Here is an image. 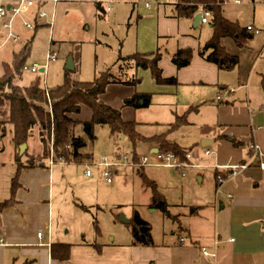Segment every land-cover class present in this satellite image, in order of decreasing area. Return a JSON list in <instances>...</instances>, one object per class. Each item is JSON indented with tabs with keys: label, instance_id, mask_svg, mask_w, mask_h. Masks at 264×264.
<instances>
[{
	"label": "crops",
	"instance_id": "0c3cea01",
	"mask_svg": "<svg viewBox=\"0 0 264 264\" xmlns=\"http://www.w3.org/2000/svg\"><path fill=\"white\" fill-rule=\"evenodd\" d=\"M169 3L173 6V11H168L159 3L149 17L138 16L137 52L153 53L158 49L159 44L167 51L169 44L175 39L176 50L184 48L194 50L192 63L188 67L178 69L171 62L170 56L163 57L160 67L164 76L176 77L179 85L159 89V85L155 82L156 85L152 89L144 91L141 89L134 94H124L120 96V101L124 104L126 99L136 93L161 91L169 95L178 93L181 97L198 103L204 99L199 98L201 92L216 90V97L207 101L208 106L212 108L213 122L209 125H201L199 140L190 147L191 158L188 162L202 166L246 163L248 169L235 177L225 179L218 185L217 172L213 168L193 167L183 170L171 168L181 171L184 177L187 176L185 171L189 169L213 170L214 191L207 193L194 204L185 206L183 214L172 215L174 223L176 222L184 231L183 234L172 229L163 232L161 238L157 240L152 230L154 244L145 246L134 244L133 237L125 235L124 232L122 234L112 231L107 238H104L101 229L102 233L99 235L94 228L91 209L87 211L82 207H91L93 210V207L98 206L99 200L68 196L64 181L58 177L56 181L55 168L39 161V153L35 152L37 164L21 172L20 188L15 195L16 204L0 210V244H2L0 264H264V169H261L256 162V152L252 148L256 144L264 151V112L262 111L264 104L258 109H253L249 84L245 100L236 98L228 90L226 82L229 77L222 75L215 64L207 62L199 55L202 45L189 37L190 29L185 19L173 16L174 0ZM143 8H151V4H146ZM203 25L209 24L200 23L195 27L194 21V28ZM166 38L169 40L165 41ZM225 39L222 43L226 47L228 43H225ZM248 45L245 48H250ZM231 54L237 55L235 52ZM115 69L118 73L112 71L114 75L126 74L129 78L130 72L134 69L138 72L140 68L119 69L115 66ZM145 71L151 76L149 70ZM263 79L264 73H261L255 80L259 83V81L263 82ZM250 82L249 79L247 83ZM114 85L127 84L118 83L109 86ZM188 88H197L194 96L190 95ZM105 93L101 95V99L110 105L104 99ZM227 94L233 98H228ZM123 104L120 108L122 110L125 108ZM187 111H191L189 125H194L191 115L196 110L194 106H189L181 112L177 109L173 111L169 128L175 122L177 115ZM76 117L79 119L78 114ZM2 140H6V145L0 147V203L11 198V183L18 169L15 163L16 149L12 143L11 127L8 128L7 135L0 139L1 146ZM167 140L187 148L176 141ZM203 140H210L213 143L202 147ZM234 140L239 142L238 145H234ZM8 146H10L9 150ZM157 149V145L153 143L152 152L156 153ZM28 150L31 154L30 141L27 144ZM207 150L213 154L207 156ZM7 151L10 158L5 159ZM27 158V155L22 156V162ZM198 175L201 176L200 180L204 181V177ZM62 179L65 180V176ZM192 209H195L194 213ZM41 231L45 233L43 238L38 237ZM55 244L70 245L69 259L60 260L52 257V246ZM204 249L211 255H203Z\"/></svg>",
	"mask_w": 264,
	"mask_h": 264
},
{
	"label": "rangeland",
	"instance_id": "374dc122",
	"mask_svg": "<svg viewBox=\"0 0 264 264\" xmlns=\"http://www.w3.org/2000/svg\"><path fill=\"white\" fill-rule=\"evenodd\" d=\"M35 1L36 5L30 11L22 12L12 20L11 32L20 37L19 41L7 39L9 30L4 27V24L10 23L12 15L9 13L7 17L0 20V76L4 72V63L12 62L14 53L31 42V52L26 62L22 85H28L40 76L41 85L48 91L64 83L65 71L70 59L74 65L71 75L80 81H91L112 68L120 56L126 57L137 52L138 16L149 17L156 4L160 3L159 0H59L54 10L53 0ZM14 2L15 0H0V6L7 8ZM146 4H151V8H143ZM160 4L168 11H173L170 3L161 2ZM223 15L233 22H238L241 27L253 25L262 31L260 35L251 36L248 40L250 48H238L233 39H225V43H228L227 49L231 53L235 52L241 61L236 69L221 71L222 75L229 77L226 85L236 98L245 100L248 84L250 85L253 109H258L264 104L262 81L258 83L255 80L264 73V0H225ZM185 21L189 25V37L201 45L212 37L213 31L209 25L194 28V21L187 19ZM27 24H30L32 28H28ZM176 45L177 40L174 39L163 57L171 58L177 48ZM49 47L57 59L49 62L45 73H32L30 68L35 63L43 68L42 63L47 60ZM138 70L136 72L134 69L129 73V78L141 80V83L136 86L107 87L104 99L110 105L121 108L123 103L120 101V96L134 94L141 89V91L150 90L156 85L148 71ZM112 71L115 72L117 69L114 67ZM249 79L251 82L247 83ZM161 87L167 86L159 85V89ZM195 89L197 88H188L191 96L195 95ZM149 93L152 94L151 107L137 110L125 107L122 110L123 119L135 121L137 131L143 137L166 135L167 139L176 141L189 149L198 142L201 125H209L213 122L212 108L208 106L207 101L216 97V90L201 92L199 98L204 99L198 103L192 102L189 98H183L178 93L175 95L161 91H149ZM227 97L233 98L230 94H227ZM49 106L51 109V105ZM189 106H194L198 111L191 115L194 125L168 133V124L173 118V111L177 109L181 112ZM91 113L89 107L83 106L78 117L87 121L91 118ZM71 117L78 119L76 114ZM35 132L39 135L38 129ZM36 133H33L29 139L31 154L29 150L25 151L28 160H37L35 152H38L39 156L43 153L42 143ZM75 133L87 142L82 153L90 155V158L82 163L56 162L53 165L56 181L57 177L64 181L68 196L99 200L98 206L93 207V210L91 207L89 209L99 226V235L102 229L104 238H107L112 231L122 232V234L124 232L125 235L132 237V224L123 223L120 218L125 215L131 220L134 208L139 210L142 218L151 224L153 235L157 240L161 238L163 232H169L172 229L180 234L184 233L179 225L174 223L173 216L167 217L161 211L151 208L152 192L144 184V177L156 182L158 191L170 205L172 215L183 214L185 206L194 204L207 193L214 191L213 170L189 169L185 171L187 176L184 177L177 169L158 166L157 164L161 163L160 157L158 153L152 152L153 143L150 141H137L135 144L128 136L121 138L120 135H113L110 127L106 125L96 126L95 140L87 137L82 125L77 126ZM2 141L3 144L2 146L0 144V147L6 145V140ZM9 148L10 146L7 147L8 150ZM159 152L164 153V151ZM124 154H129L131 157L130 164L108 168V171L112 173L113 182L107 183L103 177L105 169L100 166V163L104 157L116 161L118 156ZM5 157V159L10 158L9 151ZM135 158L142 161L146 158L145 167H136L135 163L138 160ZM43 162L49 166V158ZM87 171L91 172L90 177ZM198 174L204 177V181L200 180L201 176ZM64 176L65 180L62 179Z\"/></svg>",
	"mask_w": 264,
	"mask_h": 264
},
{
	"label": "trees",
	"instance_id": "16d2710c",
	"mask_svg": "<svg viewBox=\"0 0 264 264\" xmlns=\"http://www.w3.org/2000/svg\"><path fill=\"white\" fill-rule=\"evenodd\" d=\"M174 1H176L174 2L173 15L175 18L194 20L198 13L204 11L210 13L209 25L213 34L200 47L199 55L207 62L215 64L221 71L236 69L240 65V58L231 54L222 41L225 38H232L238 47L245 48L252 35L246 27H241L238 22H233L223 15L225 0ZM168 40L165 39V41ZM165 51L166 48L159 44L158 49L153 53L136 52L126 57L120 56L112 68L91 81L77 80L71 75L72 71L66 69L64 83L52 91H48L41 85L40 76L28 85H22L26 62L31 52V42L15 52L12 62L4 63V72L0 76V139L7 135L8 128L11 127L12 143L18 149L15 155V163L18 169L11 183V198L0 203V210L16 204L15 195L20 188L19 178L22 170L37 164L34 159H27V161L22 162V156L26 154H20V147L28 144L36 129L39 130V138L43 146V153L39 156V161H44L50 157L51 141L53 142L51 146H53L56 162L61 160L66 163H82L85 159L90 158V155L82 153L87 142L82 136L75 133L78 125L83 126V130L90 140L96 139V126L106 125L110 127L113 135L128 136L135 144L137 141H150L157 145L159 151L173 153L181 161H188L187 155L190 154L192 148H183L176 143H171L167 140L166 135L143 137L137 131L135 121L123 119L122 109L114 108L101 99V95L106 92L110 84L137 85L140 82L138 78H127L126 74L114 75L112 69L115 66H118L119 69L127 67L149 70L156 84L161 86L179 85L176 77H165L163 69L160 67V61ZM193 55L194 50L192 48L177 49L171 55V62L178 69H183L190 66ZM262 83L264 87V79ZM151 99L152 95L149 93H136L124 101L123 107L148 108L151 106ZM49 105H51V109ZM83 106L90 108L91 118L88 121L72 118L73 114L81 112ZM190 112L177 115L175 122L170 125L168 133L189 125ZM233 143L238 145L239 142L234 140ZM135 160L139 159L135 158ZM217 176L216 174V178ZM217 182L219 185V181ZM144 184L152 192L151 208L159 210L171 218L170 205L158 191L156 182L144 177ZM82 207L87 211L90 210L88 207ZM191 211L194 213L195 209ZM131 224L133 226L131 233L134 244L145 246L154 244L152 226L142 218L136 208L133 210ZM94 228L99 234L100 229L96 220L94 221ZM52 257L60 260L69 259L70 245H53Z\"/></svg>",
	"mask_w": 264,
	"mask_h": 264
},
{
	"label": "built area",
	"instance_id": "2783aa9c",
	"mask_svg": "<svg viewBox=\"0 0 264 264\" xmlns=\"http://www.w3.org/2000/svg\"><path fill=\"white\" fill-rule=\"evenodd\" d=\"M156 1H158V0H156ZM159 1H160V3L161 2L162 3H169L172 0H159ZM58 2H59V0H53L54 10L56 9ZM237 3H239V1H237ZM35 5H36L35 0H15V2L12 5L8 6L7 8L3 5L0 6V20L7 17L9 13L12 15L10 23L4 24V27L9 30L7 39H12L16 42L20 40L19 36L14 35L11 32L12 20L17 15L21 14L22 12L30 11ZM108 10H110V9L108 8ZM201 14H202L201 23L202 24H209L210 13L208 11H204V12H201ZM26 26L28 28H32V26L30 24H27ZM246 28L252 36L260 35L262 32L260 29L256 28L253 25H249ZM46 59L47 60H45L42 63V67L45 69L43 73L46 72V69H47L49 62L57 59L50 47L48 48V54H47ZM30 71L32 73H39V72H41V66L39 64L35 63L31 66ZM262 111L264 112V109H262ZM252 148L256 152V158H257L256 162L259 164V167L261 169H264V151H262L260 149V147L256 144L253 145ZM158 154H159L160 161H161V163L157 164L158 166H163V167H167V168H179L182 170L185 168H193V167H210V168H213L217 172V175H218L217 179L219 181V184L221 182H223L225 179L235 177L236 175H238L242 171L248 169V167H249L248 164H246V163L232 164V165H211V166L194 165V164L189 163L188 161H185V162L181 161L173 153H160L159 152ZM212 154H213V152H211L210 150L206 151L207 156L212 155ZM189 158H191L190 154L187 155L188 160H189ZM130 160H131V157L129 156V154H124L122 156H118L116 161H111V160H109L108 157H104L103 161L100 163V166L105 169L103 172V177L105 178L107 183L113 182L112 173L110 171H108V168H111V167L118 168V167H121L122 165H128L131 162ZM59 162H64V161L60 160ZM145 162H146V158H144L143 161L141 159H139L137 161V163H135V165H136V167H145ZM55 163H56V161H55V157H54V150H53V146H51L49 165L53 166ZM87 175L91 176V172L87 171ZM44 234H45L44 231H41L38 233V237L43 238ZM182 241H183V239H182ZM0 245H2V244H0ZM203 255L210 256L211 254L208 252V250L204 249Z\"/></svg>",
	"mask_w": 264,
	"mask_h": 264
},
{
	"label": "water",
	"instance_id": "95a60500",
	"mask_svg": "<svg viewBox=\"0 0 264 264\" xmlns=\"http://www.w3.org/2000/svg\"><path fill=\"white\" fill-rule=\"evenodd\" d=\"M201 16L202 14L201 13H198L195 18H194V21H195V27L199 26L200 23H201ZM67 70L69 71H73L74 70V65H73V62L72 60L70 59L67 63V67H66ZM44 68H41V72H44ZM213 143V141H210V140H203L201 142V145L202 147H207V146H210L211 144ZM27 150V144H24L20 147V154L23 155L25 153V151ZM158 152V149L156 150V153ZM120 221L123 222V223H126V224H130L131 223V220L128 219L125 215H122L121 218H120Z\"/></svg>",
	"mask_w": 264,
	"mask_h": 264
}]
</instances>
